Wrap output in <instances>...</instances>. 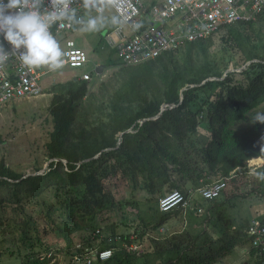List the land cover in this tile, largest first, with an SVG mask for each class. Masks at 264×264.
Instances as JSON below:
<instances>
[{
  "label": "trees",
  "instance_id": "obj_1",
  "mask_svg": "<svg viewBox=\"0 0 264 264\" xmlns=\"http://www.w3.org/2000/svg\"><path fill=\"white\" fill-rule=\"evenodd\" d=\"M261 21L264 12L256 21L224 26L206 39L184 42L135 65L109 62L107 67L118 66L119 79L104 93L107 101L89 98L94 95L92 80L53 84V127L44 150L48 167L37 166L33 172L42 174L25 177L5 157L0 159V264H49L47 255L54 246L49 233H65L66 241L58 248L67 249L74 242L68 232L79 228L80 220L87 221L81 227L86 243L113 250L99 264H136L149 255L157 257V264H219L234 249L247 251V246L249 260L241 264H262L246 233L247 222L235 226L225 210L239 193L264 198V180L256 175L264 173V164L254 171L247 165L264 158V125L249 122L264 104ZM222 30V45L213 50L214 36ZM86 97L91 102L83 106ZM139 175L156 199L149 217L141 214L138 201L116 200L114 190L124 187L123 182L136 187ZM219 180L226 182L220 197L199 196L196 201L203 210L205 206L204 217L186 212L198 223L197 230L176 232L165 238L167 243L157 242L142 253L127 249L179 212H161L159 198L174 189L190 195ZM52 189L56 203L49 204L45 195ZM38 205L52 223L48 229L41 228ZM126 205L136 206L139 223L125 219L103 231L92 222L105 210L122 211ZM119 225L141 231L132 239V233H119Z\"/></svg>",
  "mask_w": 264,
  "mask_h": 264
},
{
  "label": "built area",
  "instance_id": "obj_2",
  "mask_svg": "<svg viewBox=\"0 0 264 264\" xmlns=\"http://www.w3.org/2000/svg\"><path fill=\"white\" fill-rule=\"evenodd\" d=\"M41 7L49 10L47 0ZM70 7L76 11V20L58 21L50 26L51 33L66 53L62 68H83L89 64L88 53L77 47L71 36L82 27L77 21H86L89 16L113 11L118 22L111 24L105 40L116 59L125 65H135L177 49L184 42L206 39L224 26L256 21L264 12V0H118L115 6L105 8L102 13L85 9L82 0H73ZM5 47H8L6 42ZM96 66L74 78L92 80ZM51 71L47 66L27 68L15 55L0 64V110L14 102L43 96L42 78ZM225 187L224 180L207 184L191 192L196 194L195 198L174 189L158 199L159 210L202 213L203 208L196 202L197 193L205 200H212L220 197ZM99 232L98 229L96 233ZM246 233L264 264V215L252 217ZM132 239H135L134 234ZM130 248L138 250L132 244ZM112 255V249L100 250L81 241L75 245L71 258L72 264H94L107 261Z\"/></svg>",
  "mask_w": 264,
  "mask_h": 264
},
{
  "label": "rangeland",
  "instance_id": "obj_3",
  "mask_svg": "<svg viewBox=\"0 0 264 264\" xmlns=\"http://www.w3.org/2000/svg\"><path fill=\"white\" fill-rule=\"evenodd\" d=\"M113 15L114 13L112 10H108L105 14L100 15L103 18V25L97 32L86 33L82 32L79 29L77 32L71 34L72 38L76 42L77 47L84 49L88 53V65L84 66L83 68L64 67L49 72L42 78L41 85L44 92L43 96L14 102L9 106H6L4 109L0 110V130L4 140V142L0 144V159L1 157H5L7 165L12 169L27 175L29 173H35L33 171H35V168L37 166H43V170H45L50 164V161L46 160L44 150L45 143L48 140L49 132L53 127L52 116L50 115L49 111L50 103L54 94L53 92L51 93V86L53 84H63L70 79H73L74 76L80 75L82 72L92 71V67H94L95 65L104 64L105 67L101 75H92L93 84L90 85V94L93 93L94 95H89V93L88 95L89 98L95 97V99L92 98V100L98 103L101 100L107 101L109 99V97L104 93H108L109 90L112 91L111 86L113 85V83H115V79H119V76L117 75L118 66L107 67L109 62L117 61L115 52L110 48L105 40L106 33L112 24L111 17H113ZM259 24L263 25L264 22L261 21L259 22ZM224 34L225 30H222L214 36V45L212 48L213 50L219 48L222 45L221 38ZM239 58L240 56H237V59ZM230 69L233 68L231 67ZM105 84L106 87H103V85ZM108 87H110L111 89L108 90ZM89 98L86 97L84 99L83 106L88 105V103L91 102ZM254 112L255 114L258 112H264V104ZM257 159L260 160L248 162V164L252 166L253 169L257 167L253 163L263 162V159ZM38 162L40 163V165L38 164ZM122 186L124 187L114 190L116 192V200L121 201L122 203H126L128 201L134 203L138 201L139 207L141 208V214L145 217H149V215H151L153 211L151 209V206H154V204L156 203V199L153 198V195L149 191H146L144 189V186H146V184L143 175L138 176V183L136 187L130 186L126 183L124 184V182ZM188 187H191V185L189 184ZM45 200L49 204H51L52 202L56 203L54 189L50 190L45 195ZM234 201V203L227 205L225 207V210L230 214L231 217L229 218V220L234 221L235 226L242 223V221L246 223L247 219L249 220V218L256 217L264 212V198L260 194L239 193V197L237 196ZM135 208L136 206L126 205L124 208H122V211H120L119 209L113 212L105 210L102 215L99 214L95 216L92 222L101 227L100 229H103V231L106 230V226L108 224L120 223V221L125 219L128 223H131V221L139 223V219L137 218L136 214L137 212H135L137 208ZM32 209L34 208L32 207ZM40 209V205H38L35 211L39 212V214L37 213V216L41 228L45 230L48 229L49 225L52 223H50V221H47V217L40 211ZM204 210L205 211L202 213L191 211L188 212L204 217L205 213L207 212L205 206ZM60 212L61 211L58 210L56 213H58L59 215ZM175 212H177V214H171V216L167 220L166 225L161 227L158 232L149 230L146 232L145 238L143 240L142 238H138L136 242L133 243L134 247L137 246L138 251L142 253L146 250H152V248H150L151 245L154 246L157 242H161L163 244L167 243L165 238L171 237L176 232H181L184 229H188L190 231L197 230L196 227L198 223L194 220H190L191 218H189L183 210L176 209L172 211V213ZM201 217L198 216L199 221L201 220ZM80 222L79 224L81 226H79V228L74 229V232H68V235L73 239L74 242L67 249L60 250L61 248H58L61 247L62 244H64V242L66 241V239L64 238L65 233H49L47 238L49 242L54 243L53 249L47 255L49 264H72L71 251H73L76 244L84 241L82 239L84 231L82 230V228H85L83 225L86 224L87 221L85 220V222ZM118 231L119 233H124L126 231V233L128 232L130 234H134L135 232L134 235L138 236L141 230L137 231L135 228H130L127 230L122 225H119ZM127 249L130 251L135 250L131 248ZM68 251L70 252L67 253ZM248 251V246L247 251L240 250V248L238 247L234 249L232 253L224 257L219 264H241L243 262H247L249 260ZM44 255L45 254H42V256ZM156 259V256L149 255L146 259L140 258L139 260H137L136 264H157Z\"/></svg>",
  "mask_w": 264,
  "mask_h": 264
},
{
  "label": "clouds",
  "instance_id": "obj_4",
  "mask_svg": "<svg viewBox=\"0 0 264 264\" xmlns=\"http://www.w3.org/2000/svg\"><path fill=\"white\" fill-rule=\"evenodd\" d=\"M43 2L44 0H0V64L15 55L27 68L47 66L49 70L55 71L63 67L66 53L51 33L50 26L58 21L76 20V11L70 7L73 0H47L50 6L47 11L42 10ZM117 2L118 0H82L85 9L95 10L97 13L115 6ZM77 22L82 25V32L93 33L101 29L103 18L100 15L89 16L86 21L81 19ZM111 22L116 24L118 18L111 17ZM5 42L8 47H5ZM249 122L264 125V112L256 113ZM260 143L261 151H264V136ZM256 175L264 180V173ZM199 196L197 193L198 198Z\"/></svg>",
  "mask_w": 264,
  "mask_h": 264
},
{
  "label": "water",
  "instance_id": "obj_5",
  "mask_svg": "<svg viewBox=\"0 0 264 264\" xmlns=\"http://www.w3.org/2000/svg\"><path fill=\"white\" fill-rule=\"evenodd\" d=\"M104 67H105V65L104 64H100V65H97L96 66V69H95V72H96V74H98V75H101V73L103 72V70H104ZM228 71H233V69H230V70H228ZM75 81L77 80V79H74ZM194 86V85H193ZM155 119V118H154ZM122 135V134H121ZM99 155H97V156H95L94 158H97ZM90 160V159H89ZM43 172H35V173H29V174H27L25 177H27V176H30V175H37V174H42ZM24 177V178H25Z\"/></svg>",
  "mask_w": 264,
  "mask_h": 264
},
{
  "label": "crops",
  "instance_id": "obj_6",
  "mask_svg": "<svg viewBox=\"0 0 264 264\" xmlns=\"http://www.w3.org/2000/svg\"><path fill=\"white\" fill-rule=\"evenodd\" d=\"M258 158H261V157H258ZM257 158H253L252 160H251V162H253V161H255ZM263 159V162H261V163H253V164H255V165H257V167L259 168L260 166H262L263 164H264V158H261V160ZM260 160V159H259ZM191 196H193L194 198L196 197V194L195 193H191L190 194ZM235 202V201H234ZM252 218V217H251ZM251 218H249V220L251 219ZM249 220L247 221V223L249 222Z\"/></svg>",
  "mask_w": 264,
  "mask_h": 264
},
{
  "label": "bare ground",
  "instance_id": "obj_7",
  "mask_svg": "<svg viewBox=\"0 0 264 264\" xmlns=\"http://www.w3.org/2000/svg\"><path fill=\"white\" fill-rule=\"evenodd\" d=\"M257 161H259V159H256ZM171 212V211H170ZM165 213V212H164Z\"/></svg>",
  "mask_w": 264,
  "mask_h": 264
}]
</instances>
